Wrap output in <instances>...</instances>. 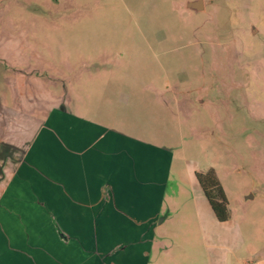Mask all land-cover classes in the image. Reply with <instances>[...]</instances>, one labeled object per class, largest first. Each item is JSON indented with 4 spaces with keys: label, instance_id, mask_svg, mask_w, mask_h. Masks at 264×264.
Returning a JSON list of instances; mask_svg holds the SVG:
<instances>
[{
    "label": "rangeland",
    "instance_id": "374dc122",
    "mask_svg": "<svg viewBox=\"0 0 264 264\" xmlns=\"http://www.w3.org/2000/svg\"><path fill=\"white\" fill-rule=\"evenodd\" d=\"M194 1L0 0V264L144 257L152 217L110 214L118 209L101 200L38 198L53 177L26 176V149L43 120L70 110L76 93L89 92L82 106L94 110L106 90L142 100L144 116L123 128L167 149L146 264L189 255L197 222L189 172L210 169L249 249H264V0H203L200 11L188 7ZM198 226L205 244L203 217Z\"/></svg>",
    "mask_w": 264,
    "mask_h": 264
},
{
    "label": "crops",
    "instance_id": "0c3cea01",
    "mask_svg": "<svg viewBox=\"0 0 264 264\" xmlns=\"http://www.w3.org/2000/svg\"><path fill=\"white\" fill-rule=\"evenodd\" d=\"M86 93L87 99L74 94L70 110L56 108L43 120L26 149V176L38 173L53 177L52 181L44 182L54 187L42 189L40 192L47 195L38 198L101 200L103 208L118 209L110 214L152 217L150 241L139 263L146 264L150 242L164 208L167 149L123 128L132 114L144 109L139 105L142 100L131 95L123 97L122 91L106 90L104 99L92 110L82 106L91 104L90 93ZM108 96L112 104L119 105L117 116L106 106L110 103ZM134 103L139 104L130 110ZM140 112L143 117L145 113ZM112 119L120 124L110 122ZM197 174V171L194 175L189 172L186 190L192 199L190 214L197 219L196 239L189 242L188 256L161 259L160 264H264V249L257 253L249 249L244 229L237 220L231 216L229 221L220 222L216 218ZM217 177L229 199L224 183ZM173 204L169 202L167 207L172 208ZM200 217L205 221L209 237L205 244L200 242L197 232ZM166 234L161 232L162 240L168 239Z\"/></svg>",
    "mask_w": 264,
    "mask_h": 264
},
{
    "label": "trees",
    "instance_id": "16d2710c",
    "mask_svg": "<svg viewBox=\"0 0 264 264\" xmlns=\"http://www.w3.org/2000/svg\"><path fill=\"white\" fill-rule=\"evenodd\" d=\"M196 176L216 218L220 222L229 221L231 219L229 202L216 172L210 169L206 173L197 174Z\"/></svg>",
    "mask_w": 264,
    "mask_h": 264
},
{
    "label": "water",
    "instance_id": "95a60500",
    "mask_svg": "<svg viewBox=\"0 0 264 264\" xmlns=\"http://www.w3.org/2000/svg\"><path fill=\"white\" fill-rule=\"evenodd\" d=\"M188 7L190 9L200 11L204 8V1L203 0H197V1L191 2V3H189Z\"/></svg>",
    "mask_w": 264,
    "mask_h": 264
}]
</instances>
